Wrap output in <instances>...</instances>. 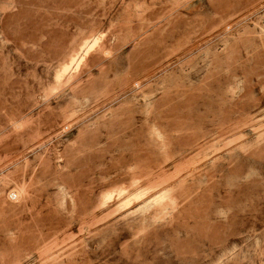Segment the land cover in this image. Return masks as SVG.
Returning <instances> with one entry per match:
<instances>
[{
	"label": "rangeland",
	"instance_id": "1",
	"mask_svg": "<svg viewBox=\"0 0 264 264\" xmlns=\"http://www.w3.org/2000/svg\"><path fill=\"white\" fill-rule=\"evenodd\" d=\"M0 264H264V0H0Z\"/></svg>",
	"mask_w": 264,
	"mask_h": 264
}]
</instances>
